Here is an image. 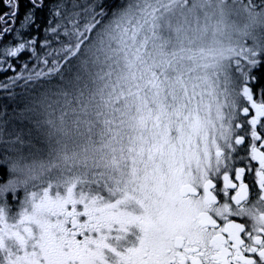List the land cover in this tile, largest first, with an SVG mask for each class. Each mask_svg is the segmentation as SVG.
<instances>
[{
    "label": "snow or ice",
    "instance_id": "obj_1",
    "mask_svg": "<svg viewBox=\"0 0 264 264\" xmlns=\"http://www.w3.org/2000/svg\"><path fill=\"white\" fill-rule=\"evenodd\" d=\"M3 3L0 264H264V0Z\"/></svg>",
    "mask_w": 264,
    "mask_h": 264
},
{
    "label": "trees",
    "instance_id": "obj_2",
    "mask_svg": "<svg viewBox=\"0 0 264 264\" xmlns=\"http://www.w3.org/2000/svg\"><path fill=\"white\" fill-rule=\"evenodd\" d=\"M52 0H45V4H50ZM21 3V17L23 16L26 9H28L31 5L29 4V0H20ZM6 10L3 0H0V12ZM49 17V11L47 7L41 8L37 10L36 17H35V24H39L40 27L37 29L35 24L31 25L27 30L23 32L26 37L36 36L39 42H42L45 36L44 28L47 27V19ZM16 27H19V21L17 22ZM11 41L12 45L17 43L16 40L13 39V35L10 34L4 38V41L0 42V49H2L3 45ZM30 53L27 50L24 53H21L19 58H9V61L14 64V66L19 70V63L18 61L26 60L30 57ZM0 58H2V54H0ZM12 75L11 72L0 74V80L6 79L7 76ZM1 170V168H0ZM3 170V169H2ZM2 176V175H0Z\"/></svg>",
    "mask_w": 264,
    "mask_h": 264
},
{
    "label": "flooded vegetation",
    "instance_id": "obj_3",
    "mask_svg": "<svg viewBox=\"0 0 264 264\" xmlns=\"http://www.w3.org/2000/svg\"><path fill=\"white\" fill-rule=\"evenodd\" d=\"M0 177H7V166L6 165H0ZM3 169V170H2ZM0 182H3V181H0ZM9 200L12 202V203H15V201H12V197H11V194H9Z\"/></svg>",
    "mask_w": 264,
    "mask_h": 264
}]
</instances>
